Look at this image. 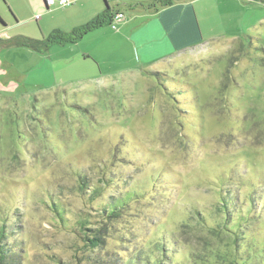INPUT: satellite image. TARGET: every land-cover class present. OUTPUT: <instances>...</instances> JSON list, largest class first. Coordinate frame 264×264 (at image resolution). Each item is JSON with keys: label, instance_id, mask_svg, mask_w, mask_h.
Instances as JSON below:
<instances>
[{"label": "rangeland", "instance_id": "obj_1", "mask_svg": "<svg viewBox=\"0 0 264 264\" xmlns=\"http://www.w3.org/2000/svg\"><path fill=\"white\" fill-rule=\"evenodd\" d=\"M108 3L125 19L132 13L131 0ZM204 4L215 31L204 39L216 38L162 60L150 62L131 32L39 51L19 44L22 37L0 47V223L16 225L21 264L83 263L48 198L72 223L85 204L80 172L90 184L110 177L106 194H145L117 226L135 246L165 236L185 264H264V0ZM0 12L10 19L3 0ZM51 33L9 35L42 41ZM228 190L244 214L258 196L256 247H238L224 227ZM107 248H119L114 238Z\"/></svg>", "mask_w": 264, "mask_h": 264}, {"label": "trees", "instance_id": "obj_2", "mask_svg": "<svg viewBox=\"0 0 264 264\" xmlns=\"http://www.w3.org/2000/svg\"><path fill=\"white\" fill-rule=\"evenodd\" d=\"M104 1L106 10L103 14L72 32H53L42 41L22 38L19 44L39 51L42 48L46 50L55 43H74L80 40L93 29L111 23L113 20V15L110 12L112 9L108 1ZM173 1L153 0L148 4L149 7L158 8L159 6L171 5ZM148 4L142 3L146 6ZM0 22H3L1 16ZM195 23L197 32L193 33L201 37L199 24L197 21ZM154 74L159 78L166 76L159 71L154 72ZM78 177L80 183L78 190L81 198L85 200V204L84 208L74 211L72 223L68 219L67 213L69 212L64 205L59 200L56 201L52 194L48 195L51 208L56 214L55 219L59 222L60 227L76 236L78 250L81 253V255L76 256L77 262H83L80 264H185L184 259L178 260L176 247L171 248L165 236L152 247L144 248L134 245L129 232L124 230L120 234L117 230V226L121 227L123 224L122 219H125V212L128 208L137 202H141L146 197L145 194L130 187H126L124 192L115 195L106 194L105 191L114 187L113 182H110L112 181L110 177L102 178L97 184H90L88 177L82 172L78 174ZM221 201L222 208L219 210L223 212L224 227L233 229V233H236L235 242L238 243V247L242 245L248 248L256 247L260 233H256V228H252V225L254 222H258L256 220L261 216V212L258 210V196L254 195L250 198L251 208L246 214L242 212V204L238 196L231 190L222 196ZM93 202H97L96 207L93 206ZM199 216L201 215L199 214ZM15 229L16 225L13 222L0 223V264H21L19 251H21L22 241L18 238ZM114 232L119 236L113 237ZM110 238L115 239L119 248H107Z\"/></svg>", "mask_w": 264, "mask_h": 264}, {"label": "crops", "instance_id": "obj_3", "mask_svg": "<svg viewBox=\"0 0 264 264\" xmlns=\"http://www.w3.org/2000/svg\"><path fill=\"white\" fill-rule=\"evenodd\" d=\"M3 1L8 5L11 17L6 19L0 12L3 20V22H0V47L6 45L16 46L18 38H25L23 34L11 36L9 32L68 33L89 23L106 10L104 0H71L70 5L60 6L63 9L61 10L63 16L58 18L54 15L53 8H59V5L48 7L47 0ZM152 1L131 0L129 7L132 13L126 19L123 10H111L110 12L113 15L111 23L103 24L90 31L80 40L74 43H64V45H81L86 37H93L92 42L97 44L99 35L102 32L114 33L116 36H119L118 32H131L135 44L148 54L149 61L152 62L170 58L186 48L210 43L216 38L212 35L208 39H204L205 32H215L211 31L209 27L213 16V8L204 4L205 1L209 3L210 0H174L171 5L159 6L158 8L149 7ZM142 3L149 4L146 6ZM117 13H122L124 16L116 19L114 17ZM225 13V10L221 12L223 17L221 20L225 21ZM37 14H41L40 19H37ZM117 21L120 23L119 28L117 26L112 27L111 24L116 25ZM196 21L199 24L201 37L193 33L197 32ZM33 23H37V30L27 28L28 25H33ZM28 51L30 54L35 53L31 50Z\"/></svg>", "mask_w": 264, "mask_h": 264}, {"label": "built area", "instance_id": "obj_4", "mask_svg": "<svg viewBox=\"0 0 264 264\" xmlns=\"http://www.w3.org/2000/svg\"><path fill=\"white\" fill-rule=\"evenodd\" d=\"M72 3L71 0H47V4L49 7L53 6V5H59L62 7H66L68 5H70ZM124 15L122 13H117L116 16L114 18L118 19V18H122ZM112 27L115 28V24H111Z\"/></svg>", "mask_w": 264, "mask_h": 264}]
</instances>
